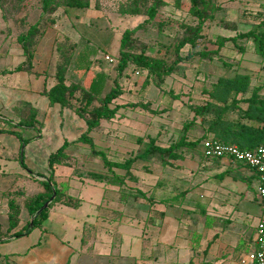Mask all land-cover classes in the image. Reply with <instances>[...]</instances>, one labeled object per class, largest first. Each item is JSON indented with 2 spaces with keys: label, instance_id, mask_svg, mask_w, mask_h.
Instances as JSON below:
<instances>
[{
  "label": "rangeland",
  "instance_id": "rangeland-1",
  "mask_svg": "<svg viewBox=\"0 0 264 264\" xmlns=\"http://www.w3.org/2000/svg\"><path fill=\"white\" fill-rule=\"evenodd\" d=\"M82 1L89 6L71 8L66 6L68 0H54L46 9L43 0H0V80L10 70L14 71L20 66L22 71L27 72L20 74L23 88L41 86L43 80L32 69L41 71L46 66L47 70L43 73L55 78V83L59 71L64 70L66 84L80 88L83 85L89 87L97 75H104L101 96H106L114 89L119 91L118 98L111 105L112 108L118 106L119 110L113 120H102L100 126L90 132L89 137L96 150L105 153L111 162L124 163L134 158L145 149L151 138L156 139L161 147L175 144L181 137L183 126L195 117L193 109L209 100L206 92L212 91L219 79L231 80L238 75H248L250 85H264V59L256 54L252 39L238 38V35L251 30H264V0H205L206 6L200 7L205 18L202 38L195 45L186 43L180 48L178 53L183 58L182 62L163 80L133 64L119 75L117 68L122 38L126 32L130 33L131 53H144L147 57L171 65L177 59L176 50L180 43L194 34V29L199 24V19L192 12L191 0ZM152 8L155 9L153 17L149 14ZM30 31L32 34H29ZM232 39H236V42ZM89 51L93 53L88 57L91 71L77 73L75 63L79 67L87 64L86 56L77 61V55ZM202 53L205 56L200 55ZM83 102L82 91L78 90L66 108L76 113ZM100 105L96 100L90 109ZM24 111L27 114L21 115ZM47 116L49 114L44 109H25L24 105H19L13 107L11 112L3 109L0 104V151H3V143L8 148L15 149L18 140L9 132L29 136L30 130L24 127L33 124L35 128H40L48 120ZM8 118L21 121L22 125H13ZM69 119L70 115L68 121ZM200 121L201 118H198V123L189 131V137L192 140L202 138V143L205 139L214 137L204 136ZM68 125L72 126L70 123ZM72 127V138L76 134V137H81L88 129L87 125L83 130ZM45 142L41 141L36 146L34 164L37 168L48 162L44 153L48 148ZM73 145L74 148H65L62 162L67 163L70 154L81 168L80 173L76 170L67 173V177L83 176L85 180V185L77 192L85 201L79 207V213L96 216L101 211L95 201L103 196L105 189L108 191L107 187H110L108 185L112 181L105 186L90 179L88 173L105 169L103 172L107 178L113 180V173L123 178L122 183H116L115 180L109 189L114 194L113 198L129 201L131 210L140 212L149 209V212L155 213L162 210L164 215L184 220V228L192 220L195 227L199 226V221L204 216L203 204L192 205L195 210L184 209V202L178 204L172 201L171 204L170 199L172 193L188 190L186 184L180 185L177 181L182 179L181 171L186 175L189 172L185 173V167L175 166L194 164V161L203 164L206 161L201 144L195 149L183 150L182 160L168 162L160 156H153L146 161H137L129 177L125 176L126 172L123 170L107 172L101 158L92 153L89 145L81 142ZM50 148L52 149L51 146ZM24 161L28 169L21 168L22 174L35 175L36 172L29 170L32 166L28 156ZM68 161L73 162L72 159ZM164 181H168V184H164ZM172 181L176 183L172 184ZM257 184L256 178L254 187L249 186V193L253 197L257 195ZM68 190V184L63 182L60 193L64 194ZM85 193L91 194L92 200L85 199ZM179 199L182 200L180 196ZM244 202L246 200L234 206L238 210L251 207L254 209L253 215L257 216L255 210H261L258 202L253 200L251 205ZM79 208H73V212ZM2 228L3 220L0 219V229ZM242 231L243 239L236 248V255L248 254L254 245L253 239L257 236L256 228L250 225L242 227ZM135 261L141 264V260ZM3 264L10 263L5 261Z\"/></svg>",
  "mask_w": 264,
  "mask_h": 264
},
{
  "label": "crops",
  "instance_id": "crops-1",
  "mask_svg": "<svg viewBox=\"0 0 264 264\" xmlns=\"http://www.w3.org/2000/svg\"><path fill=\"white\" fill-rule=\"evenodd\" d=\"M45 70L47 66L41 71L32 69L39 79L43 80L41 86L23 88L20 74L27 73L26 71L10 70L7 76L0 80V104L3 109L12 112L13 107L24 105L25 109H44L49 114L42 127L35 128L33 124L24 127L30 130L29 136L23 137L14 131L9 132L18 140L15 149L2 144L0 219L3 220V228L0 229V235L4 237L0 241V264L5 261L10 264H137L136 259L141 260V264H242V260L256 249L255 238L248 254H235L237 246L243 239L242 227L250 225L256 228L262 215L263 204L258 196L260 186L258 176L247 166L228 159L206 158L202 146V155L206 159L203 164L194 161V164L175 166L185 167V173L189 172L186 175L181 171L182 179L177 181L180 185L186 184L188 190L172 193L170 199L171 204L172 201L178 204L184 202L185 206H182L184 209L195 210L192 205L203 204L204 216L200 219L198 227L194 226L192 220V223L187 222L188 226L184 228V220L177 216L164 215L160 209V213L149 212V209L140 212L131 210L129 201L113 198L114 194L109 189L112 188V184L108 185L110 186L107 187L108 191L105 189L103 196L95 201L101 208L96 216L79 213L81 210L79 207L85 201L77 192L85 185V180L83 176L67 177L69 171L81 172V168L76 165L75 157L67 154L73 162L67 160V163L63 164L61 161L60 164L54 165L53 170H50L49 159L65 143H68L69 149L74 148L73 144L79 143L82 136L78 138L76 134L72 138V126L76 130H83L86 125L67 108L50 104L45 92L50 91L56 83L55 78H50L46 72L43 73ZM253 91H259L258 95L262 98L264 85L252 83L247 93L239 94L237 113L230 117L252 126L255 131L251 133L250 140L252 143H258L260 135L258 137L257 131L263 127L262 115L257 110L253 112L251 118L244 113L250 107L253 108V105L249 104ZM26 114L25 111L21 113ZM8 119L13 125H22L21 121ZM69 123L72 126H69ZM41 141H46L45 144L48 145L47 152H44L48 162L37 168L34 164L36 146ZM65 152L66 150L63 155ZM23 153V159L28 156L31 163L32 167L29 170L38 174L28 176L22 174L21 168L28 169L25 161L22 165ZM20 165L22 167H19ZM116 170L118 169L113 171ZM248 170L253 173L250 174ZM52 173L58 189L61 190L62 183L65 182L68 184L69 192L60 195L49 209L41 227L33 229L29 225L32 219L25 205L29 200L44 193L43 182L46 178L42 176L50 177ZM256 178L257 195L253 197L249 193V186L254 187ZM166 183L168 184V181H164V184ZM175 183L176 181H172V184ZM101 184L107 185L106 182ZM68 197L74 200V204L67 203ZM92 197L91 194L85 193V199L92 200ZM11 199L20 207V213L17 227L9 232L8 204ZM244 200H246L244 203L250 205L253 200L258 202L261 210H255L257 216L253 215L254 209L251 207L238 210L234 206L235 204L238 206ZM73 208L79 209L74 213ZM18 232L21 235L15 236L14 234Z\"/></svg>",
  "mask_w": 264,
  "mask_h": 264
},
{
  "label": "trees",
  "instance_id": "trees-1",
  "mask_svg": "<svg viewBox=\"0 0 264 264\" xmlns=\"http://www.w3.org/2000/svg\"><path fill=\"white\" fill-rule=\"evenodd\" d=\"M53 3L54 0H43L44 7L46 9ZM191 4L192 12L199 19V24L197 27H195L194 34L186 37L180 43L179 47L176 50L177 59L171 65H168L165 61L147 57L144 55V53H140L137 55L131 53L129 49L130 33L126 32L122 38V50L120 52V60L117 68L119 75H121L130 64H133L139 69L148 70L150 74L157 75V77L161 80H163L166 76L172 74L175 68H177L178 64H180V62H182L183 60V58L178 53L180 48L184 47L186 43H192L193 45H195V43H197V41L202 38V29L205 18L204 11L200 7L206 6V1L191 0ZM66 6L71 8H86L89 6V4L87 2H83L82 0H68ZM149 14L151 15V17H153L155 15V9H150ZM29 34H32V31H30ZM238 38L252 39L255 44L256 54L264 59V30H251L247 33L238 35ZM232 41L236 42V39H232ZM24 48L25 52H27L26 47ZM83 53V55L82 53L81 55H77L75 59L78 61L80 57L82 58V56H86L85 59L87 61V64L84 63L82 67H79L78 64L75 63V71L81 74L83 71H91V61H89L88 57L89 55L93 54L90 51ZM200 55L205 56L204 53ZM189 56H187V58H189ZM28 58L30 60V56ZM22 70V66L15 69V71ZM64 72V70L59 71V73L57 74L56 85L50 91H46L45 95L48 97L51 105H59L62 108H66L69 106L70 101L75 98L76 91H82V99L84 101V104L83 106H80L76 109L75 114L85 121L88 129L87 132L82 135L79 142L89 145L92 153L95 156L101 158L103 166L107 169V172H113L114 169L123 170L126 172L125 176L129 177L132 174L131 170L135 162L146 161L153 156H160L162 159L167 160L168 162L182 160L184 158L183 150L195 149L200 144L202 146V138L192 140L189 137V131L195 126V124L198 123V118H201L200 125L204 130V136L211 135L215 139H218L224 143L239 145L242 149L245 150L255 149L264 143V96L261 98L258 95L259 91H253V95L249 99V104L250 106L253 105V108L250 107L246 112H244L245 115L249 118L253 116V112H255L256 110L260 115H262L261 121L263 123V127L260 131H257L259 132L258 137L260 135L258 143H252V141L250 140V137L252 136L251 133L255 131L252 126L241 123L240 119L230 117L232 114L237 113L239 107L238 105L240 103V101L238 100L239 94H245L250 89L251 80L249 76L238 75L231 80L224 78L219 79L214 85V89L212 91L206 92L209 96V100H207L205 104L199 105L193 109L195 117L183 126L181 137L175 144L169 147H161L157 144L156 139L151 138L145 149L134 158H130L124 163L111 162L109 161L105 153L96 150L94 142L89 137V134L92 130L100 126L102 120L110 121L115 118L119 107L115 106L114 108H112L111 105L113 104V101L118 98L120 92L114 89L106 96H101L104 90V75H97V77L93 79L89 87L83 85V87L80 88L77 85H67ZM96 100L99 101L101 105L94 109H90L91 105H93ZM68 146V143H65V145L57 151V153L51 155L49 159L50 170L54 169V165L60 164V162L62 161L63 152ZM23 157L24 153L23 155H21L22 165H24ZM67 160H70V158L68 157ZM112 175L115 176L113 180L111 178H107V175H105L104 172L88 173L89 178L97 182L103 183L107 181L106 183L108 184L110 181H112L111 183L113 184L115 180L116 183L123 182V178L121 179L119 175H114V173ZM42 177L46 178V180L43 182L44 193L29 200L25 205L31 219L49 200L52 199L54 195L55 198L53 199V202L50 204V206L33 220V229L41 227L42 223L46 219V215L49 209L61 195L60 190L55 185V182L53 180V173L50 175V177ZM67 203L69 205H72L74 204V200L71 197H68ZM8 206V231L10 232L14 230L19 223L20 207L13 199L9 201ZM14 235L20 236L21 233L18 232ZM2 237L4 236L0 235V241Z\"/></svg>",
  "mask_w": 264,
  "mask_h": 264
},
{
  "label": "built area",
  "instance_id": "built-area-1",
  "mask_svg": "<svg viewBox=\"0 0 264 264\" xmlns=\"http://www.w3.org/2000/svg\"><path fill=\"white\" fill-rule=\"evenodd\" d=\"M107 59L114 62L109 57ZM202 150L208 159H228L247 166L258 176L260 182L258 196L263 204V211L256 226V249L242 260V264H264V143L255 149L245 150L235 144L208 138L202 142Z\"/></svg>",
  "mask_w": 264,
  "mask_h": 264
},
{
  "label": "water",
  "instance_id": "water-1",
  "mask_svg": "<svg viewBox=\"0 0 264 264\" xmlns=\"http://www.w3.org/2000/svg\"><path fill=\"white\" fill-rule=\"evenodd\" d=\"M54 197H55V195L52 197V199L51 200H49L35 215H34V217L32 218V220H31V223H30V227H32L33 226V220L35 219V218H37L44 210H46L49 206H50V204L52 203V201H53V199H54Z\"/></svg>",
  "mask_w": 264,
  "mask_h": 264
}]
</instances>
